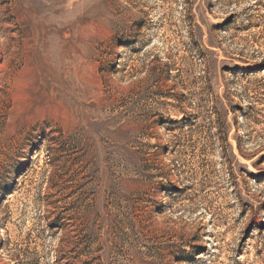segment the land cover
I'll list each match as a JSON object with an SVG mask.
<instances>
[{
	"label": "rangeland",
	"instance_id": "374dc122",
	"mask_svg": "<svg viewBox=\"0 0 264 264\" xmlns=\"http://www.w3.org/2000/svg\"><path fill=\"white\" fill-rule=\"evenodd\" d=\"M0 264H264V0H0Z\"/></svg>",
	"mask_w": 264,
	"mask_h": 264
}]
</instances>
